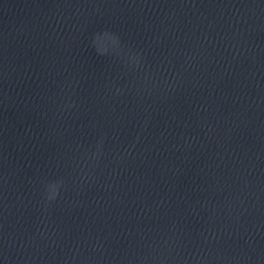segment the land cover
Wrapping results in <instances>:
<instances>
[{"label": "water", "instance_id": "water-1", "mask_svg": "<svg viewBox=\"0 0 264 264\" xmlns=\"http://www.w3.org/2000/svg\"><path fill=\"white\" fill-rule=\"evenodd\" d=\"M0 264H264V0H0Z\"/></svg>", "mask_w": 264, "mask_h": 264}]
</instances>
